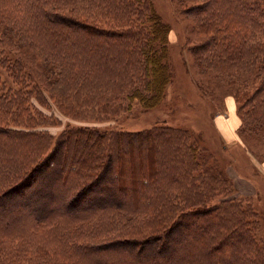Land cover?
Here are the masks:
<instances>
[{"label": "trees", "instance_id": "obj_1", "mask_svg": "<svg viewBox=\"0 0 264 264\" xmlns=\"http://www.w3.org/2000/svg\"><path fill=\"white\" fill-rule=\"evenodd\" d=\"M101 2V6L117 3V18L127 24L135 17H142L145 22L124 27L105 25L96 19L81 17L80 11H77L80 15L74 16L54 11L42 0H1L0 6L3 15L20 21L21 24L7 22L15 31L14 37L24 42L23 48L31 55L42 56L49 64H60L63 59L60 56L70 57L72 54H57L53 46L45 49L36 36L57 37L53 43L61 47L62 53L75 48L72 41L67 43V39L82 37L85 41L78 48L83 49L80 53L88 54L90 63L96 67L93 70L88 63L91 73L97 76L108 73L114 78L128 73V82L134 89L129 97L133 95L146 101L148 108L157 105L170 80L167 67L162 63V58L167 56L170 29L157 16L150 0ZM185 10L193 12L200 32L205 35L194 51L203 65L220 70L242 69V73L250 76L255 72L257 84L253 85V89L242 91L243 98L239 99V102L248 101L250 106L242 121L248 119L264 123V0H192ZM0 59V66L7 69L15 78L14 82L20 85V88L6 89L0 70V134L14 140L10 146L17 144L18 150L25 148V151L19 150L13 156L15 164L19 165V180L14 172L8 188L0 191V199L11 194L15 188L19 197L28 199L30 196L25 195V188L33 183V178L38 184H43V180L52 175L60 184L59 190L66 196L65 199L70 197L69 205L64 204L62 197L59 198L61 192L49 193L44 188L38 192L35 189L31 214L37 215L40 207L47 202L63 206L60 211L72 215L76 221L80 220L81 212L73 215L67 209L73 206V201L110 202L103 197L105 195L98 194L101 179H106L111 187L107 186L99 193L112 188L109 197L114 198L112 201L117 208L145 209L147 213L161 211L162 202L164 206L175 203L170 198V188L177 187L182 189L177 195L190 206L180 207L183 212L178 217L174 213L172 220L170 215L165 217L166 220L161 219L162 229L159 232L151 231L142 237L109 238L93 244L87 240L80 252L82 259L92 264H196L198 261V264H264L263 248L252 233L251 220L245 218V211L235 205L233 210L226 211L221 203L209 206L194 201L207 199V192L213 188L210 186H213L212 180L216 176L209 167L197 162L196 150L187 130L153 126L137 132L121 129L106 132L83 126L65 128L54 137L42 129L49 124L47 114L36 106V113L27 114L31 109L27 105L29 95L40 99V91L46 92L31 78L32 75L35 77L34 72L24 69L22 59ZM136 65L139 66V73L130 68ZM141 89L146 93L145 99L139 95ZM7 114L18 119L25 116L23 121L26 123H18L15 129L8 126L10 130H6L3 116ZM49 149L52 154L45 157ZM125 156L128 157L126 161ZM118 161L124 164L123 169L116 165ZM35 164L39 167L31 174ZM5 165L8 164L4 161ZM123 171H128L130 178L127 181L121 178ZM27 176L32 181L21 183ZM77 177L80 178L78 182ZM120 190L122 193L127 191L125 198L130 201L124 203L117 199L116 192ZM91 195H97V198L92 199ZM50 197L52 200H48ZM9 198L14 199L12 195ZM167 200L170 202L167 203ZM24 202L19 206L28 207ZM200 205L202 207H198ZM6 241L0 240V264H15L21 252L28 250L32 242L31 239L16 243ZM63 263L83 264L77 256L70 258L66 255Z\"/></svg>", "mask_w": 264, "mask_h": 264}, {"label": "rangeland", "instance_id": "obj_2", "mask_svg": "<svg viewBox=\"0 0 264 264\" xmlns=\"http://www.w3.org/2000/svg\"><path fill=\"white\" fill-rule=\"evenodd\" d=\"M150 1L157 16L170 29L169 42L166 46L167 56L162 58L170 80L167 82L161 101L151 108L145 106L146 101L137 99L133 95L129 97L134 89L131 82H128V73L116 78L108 73L99 76L91 73L88 67V63L91 62L88 54L80 53L83 49L78 48L85 41L82 37L67 39V43L72 41L75 48L73 51L62 53L61 47L53 43L57 41V37L36 36L45 49L53 46L58 51L57 54H72L70 57L60 56L63 58L60 64H49L48 60L42 56L31 55L23 48L24 42L14 37L15 31L7 22L20 23V21L6 14L3 15L1 6L0 58L10 57L13 61L22 59L24 69H27V72H34L35 77L32 75L31 78L37 81L46 92L40 91V99L29 95L27 105L31 109L27 114L36 113L35 106L47 114L50 118L49 124L42 129L54 137H57L65 128L83 126L106 132L119 129L137 132L153 126H171L187 130L188 138L196 150L197 162L209 167L216 176L212 180L213 186H210L213 188L207 192V199L194 201L204 205L207 203L209 206L221 203L226 211L233 210L235 205L245 211V218L251 220L249 224L252 226V233L256 236L264 253V123L248 119L243 122L242 117L250 106L248 101L239 102V99L243 98L242 91L253 89V85L257 84L254 78L255 72L253 76H250L242 73V69L220 70L201 63L194 51L196 46L204 40L205 35L200 32L193 12L185 10L187 5L192 4V0ZM42 2L52 10L65 15H80L77 12L80 11L81 17L96 19L105 25L124 27L141 21L145 22L144 18L135 17L130 24H127L124 20L117 18V12H115L117 3H104L101 6V0H42ZM114 53L116 54V50ZM90 65L93 70H96L92 63ZM130 68L139 73L138 65ZM0 70L3 73L6 89L20 88L7 69L0 66ZM33 83L36 84V82ZM138 92L142 98H146L145 91L141 89ZM149 92L148 90L147 93ZM135 93H137L136 90ZM233 109L235 111L231 113ZM230 115L232 117L236 115L240 119L233 133L220 126L223 121L229 122ZM12 116L14 115L3 116L6 130H10L8 126L15 129L19 126L18 123H26L23 121L25 116L23 119ZM12 142L14 140L11 137L0 134V191L8 188L14 172L17 175V181L19 180V165L15 164L13 156L19 150L25 151V148L18 150L17 144L10 146ZM51 149L44 152L45 157L52 154ZM10 160L14 161L11 163ZM126 160H128L127 156H125ZM4 161L8 165L3 166ZM116 165L123 169L124 164L119 161ZM38 167L35 164L30 173H34ZM193 173H195L194 169ZM29 176L21 183L32 181ZM121 178L127 181L130 178L128 171H123ZM76 181H80V178L77 177ZM99 185L100 191L107 186L111 187L106 179L99 180ZM59 186L60 184L52 175H48L43 180V184H38L33 178V183L25 188L27 192L25 195L30 196L28 199L19 197L16 188L11 194L0 199V202L4 203L0 205V240L4 239L10 243L32 240L28 250L21 252V257L17 258L15 264H65L63 263L65 255L70 258L77 256L80 263L92 264L87 259H82L80 253L87 240L93 244L109 238L142 237L149 235L151 231L159 232L162 229L161 219L170 215L172 220L174 213H177L178 217V214L183 212L180 211V207L190 206L177 195L182 189L172 187L170 198L175 203L164 206L162 202L161 211L147 213L145 209L117 208V204L112 201L114 198L109 197L112 188H108L110 190L107 189L108 191L102 194L98 192L97 186L96 192L105 195L103 197L110 202L87 199L73 201V206L67 209L73 215L81 212L80 220L74 221L72 215L67 214L68 217L63 214L60 211L64 208L63 206H54L47 202L40 207L37 215H32L31 208L34 209V207L30 205L32 206L35 189H38V192L43 188L49 193L61 192ZM125 194L127 195V191L123 193L121 190L117 191V199L124 203L130 201L128 197L125 198ZM10 195L14 199H10ZM198 196L201 198L200 195ZM60 197L63 198L64 204L69 205L70 197L65 199L66 196L62 192ZM89 197L95 199L97 195ZM21 202L27 203L28 207L19 206ZM168 202L170 200H167ZM102 206L112 208H100ZM175 207L176 209H173ZM127 209L141 211V213L128 212ZM51 211L56 213H48ZM46 252L47 256H45ZM198 263L199 261L196 262Z\"/></svg>", "mask_w": 264, "mask_h": 264}, {"label": "bare ground", "instance_id": "obj_3", "mask_svg": "<svg viewBox=\"0 0 264 264\" xmlns=\"http://www.w3.org/2000/svg\"><path fill=\"white\" fill-rule=\"evenodd\" d=\"M233 107V106H232ZM221 120V119H219ZM239 119H234V120H229V122H221V127H223V129L228 130L229 132L233 133L234 128L236 127L237 123H238Z\"/></svg>", "mask_w": 264, "mask_h": 264}, {"label": "crops", "instance_id": "obj_4", "mask_svg": "<svg viewBox=\"0 0 264 264\" xmlns=\"http://www.w3.org/2000/svg\"><path fill=\"white\" fill-rule=\"evenodd\" d=\"M234 111H235V110L233 109V110L231 111V113L234 112ZM236 118L239 119L238 116H236V115H234L233 117H232V115H230L229 120H234V119H236ZM239 121H240V119H239ZM239 121H238V123H239ZM238 123H237V125H238ZM237 125H236V126H237Z\"/></svg>", "mask_w": 264, "mask_h": 264}]
</instances>
